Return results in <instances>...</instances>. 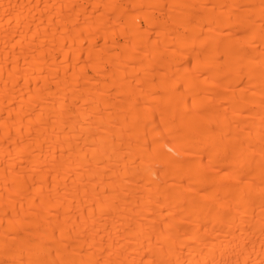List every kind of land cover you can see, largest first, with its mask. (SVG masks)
<instances>
[{
    "label": "bare ground",
    "instance_id": "1",
    "mask_svg": "<svg viewBox=\"0 0 264 264\" xmlns=\"http://www.w3.org/2000/svg\"><path fill=\"white\" fill-rule=\"evenodd\" d=\"M0 264H264V0H0Z\"/></svg>",
    "mask_w": 264,
    "mask_h": 264
}]
</instances>
